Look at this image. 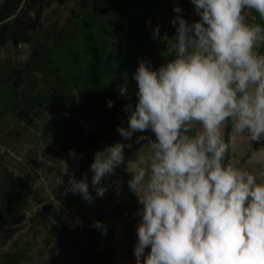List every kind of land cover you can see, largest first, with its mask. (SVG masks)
<instances>
[{
  "label": "clouds",
  "instance_id": "obj_1",
  "mask_svg": "<svg viewBox=\"0 0 264 264\" xmlns=\"http://www.w3.org/2000/svg\"><path fill=\"white\" fill-rule=\"evenodd\" d=\"M190 2L199 19H172L176 35L165 64L138 61L136 102L124 105L127 126L117 127L123 141L152 134L135 141L146 142L138 149H147L146 163L129 169L127 162L129 190L140 205L136 264H264V172L229 157L241 138L250 145L264 140V23L248 18L254 11L264 21V0ZM118 94L128 96L126 83ZM131 146L117 141L93 154L96 197L108 191L104 179L125 164ZM69 155L77 158L74 150ZM250 162L264 165V146ZM68 183L73 194L94 201L87 173ZM92 227L106 235L101 221Z\"/></svg>",
  "mask_w": 264,
  "mask_h": 264
},
{
  "label": "trees",
  "instance_id": "obj_2",
  "mask_svg": "<svg viewBox=\"0 0 264 264\" xmlns=\"http://www.w3.org/2000/svg\"><path fill=\"white\" fill-rule=\"evenodd\" d=\"M68 1L0 0V49L8 44L13 49L29 48L23 62L0 63V120L10 118L31 127L56 104H95L110 123L108 131L88 132L82 146L70 131L55 136V144L62 150L77 152L80 176L87 173L91 184L93 154L111 144L110 132L119 120L127 123L124 105L136 102L137 83L132 74L138 61H151L153 68H159V51L164 49L161 38L172 35L159 27V36L153 38L157 9L163 0H74L62 22L55 20L42 29L44 12L53 5L64 8ZM249 16L250 22L264 23L254 11ZM259 51L264 53V47ZM124 83L127 97L118 94ZM110 100L112 107H108ZM51 127L48 122L45 134ZM229 130L226 128V135ZM14 187L13 179L0 184V224L29 207ZM86 233L96 238L95 231ZM6 243L4 238L1 245ZM108 246L111 249V239ZM27 259L26 249L15 247L0 255V264H26Z\"/></svg>",
  "mask_w": 264,
  "mask_h": 264
},
{
  "label": "rangeland",
  "instance_id": "obj_3",
  "mask_svg": "<svg viewBox=\"0 0 264 264\" xmlns=\"http://www.w3.org/2000/svg\"><path fill=\"white\" fill-rule=\"evenodd\" d=\"M73 1L69 0L64 8L53 5L47 9L42 29L55 20L62 22ZM177 4L182 9L179 14L173 11ZM176 15L183 16L189 23L199 19L190 0H163L157 9L156 26L169 30L172 37L161 38L164 44V49L159 51L161 65L169 60L170 40L176 35L171 21ZM248 18L250 20L249 12ZM28 53L27 46L13 49L8 44L0 49V63L23 62ZM48 122L52 127L45 134ZM109 126L95 104H56L46 109L43 118L35 120L31 127L10 118L0 120V184L13 179L15 194L29 202L27 210L0 224V255L15 247H24L28 253L26 264H136L134 245L139 217L134 213L140 205L129 190L131 173L127 170V162L131 161L129 169L146 163L147 149L142 148L138 153L143 142H135L138 133L130 141H123L117 128L110 132L111 144L121 141L132 146L125 149V164L117 168L113 176L104 179L103 183L109 187L102 198L96 197L89 184V191L95 198L91 204L68 190L70 177L81 179L79 155L74 159L55 144V136L70 131L82 146L88 132H106ZM118 126L126 127L127 123L119 120ZM261 146L264 140L250 145L241 138L229 157L252 172H264V165L250 162L253 150ZM18 215L22 216L17 218ZM95 221L106 226V235L92 227ZM86 230L95 231L96 238ZM4 238L7 243L2 246ZM109 239L112 260H109L112 252Z\"/></svg>",
  "mask_w": 264,
  "mask_h": 264
}]
</instances>
